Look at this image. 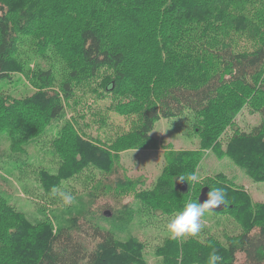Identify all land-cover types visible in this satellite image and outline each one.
Segmentation results:
<instances>
[{
	"label": "trees",
	"instance_id": "trees-1",
	"mask_svg": "<svg viewBox=\"0 0 264 264\" xmlns=\"http://www.w3.org/2000/svg\"><path fill=\"white\" fill-rule=\"evenodd\" d=\"M263 1L0 0V79H11L21 71L36 88L21 98L0 94V132L10 138V160H21L26 145L49 122L64 117V100L73 96L75 83L94 77L102 68L111 71L104 79L107 93H116L131 81L146 97L134 133L115 140L109 148L81 135L70 122L63 125L54 141L61 158L57 174L42 168L36 171L52 197L48 209L78 198L71 186L67 201L58 205L53 200L63 181L92 165L111 170L117 155L110 149H120L119 144L156 147L157 139L151 134L155 123L186 110L203 117L197 131L203 150L220 147L217 140L233 127L234 116L245 105L258 109L261 123L251 131L234 128L225 153L253 178L264 180ZM243 5L252 7L253 29L259 31L250 47L234 42L233 9ZM25 40H36L42 53L53 48L73 58L59 89H54L51 69L29 66L22 49ZM201 155L200 151L174 153L169 166L173 172L138 195L150 197L157 207L168 205L183 212L193 187L188 177ZM23 163L18 164L19 170L27 169L29 164ZM180 179L188 184L187 191L177 187ZM206 186L215 200L226 205L215 212H231L240 218L242 233L226 242L173 237L158 249L164 264H236L237 253L245 255L242 264H264V205L250 206L248 195L230 186L224 175L218 174L200 193ZM133 189L129 186L121 192ZM85 218L81 213L67 220V225H55L48 218L34 223L0 195V264H145L142 242L131 237L120 240ZM84 231H91L89 238Z\"/></svg>",
	"mask_w": 264,
	"mask_h": 264
},
{
	"label": "rangeland",
	"instance_id": "rangeland-1",
	"mask_svg": "<svg viewBox=\"0 0 264 264\" xmlns=\"http://www.w3.org/2000/svg\"><path fill=\"white\" fill-rule=\"evenodd\" d=\"M260 4L264 10V1ZM233 11V31H237L234 33L235 44L240 47L253 46L259 31L253 29L252 7L243 5ZM38 47L36 40H25L22 43L24 58L32 69H51L55 79L54 89L57 90L70 72L69 63L73 58L69 59L53 48L42 53ZM109 74L111 71L102 68L94 77L76 82L73 96L64 100V117L49 122L45 130L26 145V153L21 155V160H10L13 157L10 138L7 132H0V195L34 223L48 218L55 225H67L70 223L67 220L78 218L82 213L86 222L113 232L120 240L135 238L144 244L145 264H164L158 249L173 237L226 242L230 237L242 233L240 218L231 212L211 211L198 204V197L201 187L214 182L220 174L228 179L230 186L248 195L250 206L264 205V180L253 178L241 164L225 153L236 130L234 128L251 131L263 119L262 113L248 103L234 116L233 127H228L217 140L220 147L214 149L200 150L197 131L203 122L201 115L186 110L173 118H160L151 131L157 139L156 147L126 148L119 144L120 149H110L112 154L117 155L111 170L104 171L92 165L78 173L76 178L63 181L53 200L58 205L67 201L68 187L71 186L78 198L69 204L54 205L48 209V199L52 197L44 191L40 171H36L42 168L57 174L61 158L56 153L58 145L54 141L66 122H70L81 135L99 142L105 148H109L115 140L118 142L134 133L140 122L145 95L131 81L116 93H107L104 79ZM31 84L25 73L16 72L11 79H0V94L9 98L26 97L36 90ZM181 151L202 153L188 177L193 187L186 199V209L180 212L170 209L168 205L157 207L150 197L139 196L140 191L153 189L164 174L168 175L169 166L175 158L173 154ZM23 162L29 165L27 169L19 170L18 164ZM129 186L135 189L121 192ZM105 210H109L112 216L106 217L103 214ZM85 221H81L83 230ZM90 233L85 234L84 231V236L89 238ZM96 243L93 242L94 248ZM244 260L245 255L237 253L236 264H242Z\"/></svg>",
	"mask_w": 264,
	"mask_h": 264
},
{
	"label": "water",
	"instance_id": "water-1",
	"mask_svg": "<svg viewBox=\"0 0 264 264\" xmlns=\"http://www.w3.org/2000/svg\"><path fill=\"white\" fill-rule=\"evenodd\" d=\"M177 187L181 190V191H187L188 190V184L180 179L177 182ZM198 202L201 206L206 207L207 209L211 210V211H220L226 208V205L222 202H219L217 200H215L209 193V188L203 187L201 190V193L198 197ZM106 217H111L112 213L109 210H105L103 213Z\"/></svg>",
	"mask_w": 264,
	"mask_h": 264
}]
</instances>
